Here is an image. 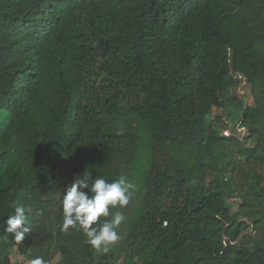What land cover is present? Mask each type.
I'll list each match as a JSON object with an SVG mask.
<instances>
[{
  "label": "trees",
  "instance_id": "obj_1",
  "mask_svg": "<svg viewBox=\"0 0 264 264\" xmlns=\"http://www.w3.org/2000/svg\"><path fill=\"white\" fill-rule=\"evenodd\" d=\"M84 172L134 185L106 253L60 230ZM37 243L47 264H264V0H0V264Z\"/></svg>",
  "mask_w": 264,
  "mask_h": 264
},
{
  "label": "clouds",
  "instance_id": "obj_2",
  "mask_svg": "<svg viewBox=\"0 0 264 264\" xmlns=\"http://www.w3.org/2000/svg\"><path fill=\"white\" fill-rule=\"evenodd\" d=\"M133 189L134 185L123 175L112 182L93 178L90 172H84L82 178L75 177L64 188L60 230L65 233L70 229L80 230L95 251L108 252L121 239L118 229L126 220L123 212L115 209H123L130 203ZM25 212V205L17 203L14 215L6 221L4 230L14 234L16 242L23 241L25 234L32 231ZM31 264H47V261L38 256Z\"/></svg>",
  "mask_w": 264,
  "mask_h": 264
},
{
  "label": "rangeland",
  "instance_id": "obj_3",
  "mask_svg": "<svg viewBox=\"0 0 264 264\" xmlns=\"http://www.w3.org/2000/svg\"><path fill=\"white\" fill-rule=\"evenodd\" d=\"M239 92L241 94H243V96L245 97V99L247 101L250 100L249 85L246 82H242L241 86L239 87ZM227 119H228V122L233 123V120H232V118H230V116ZM230 125L232 127L231 126L227 127V129H229V130H230V128H233V124H230ZM235 126H236V124H235ZM224 129H226V128H224ZM220 134L223 135L222 130H220ZM243 134L244 133H238L237 130H235L234 136L241 140V138L243 137ZM229 201H231V203H229L230 210H231V212H233L236 210V204L235 203L233 204V200H231V199H229ZM34 239H35V236L32 237L33 241H34ZM8 255H9V258H10V261L12 264H17V263L31 264V260L38 257V256H42L45 259V261L50 260L52 263H54L55 261H57L59 259L58 253L46 252L44 250V246H42L39 243H37L35 245L34 252L32 253L31 256L28 254L20 252L16 245L10 244Z\"/></svg>",
  "mask_w": 264,
  "mask_h": 264
},
{
  "label": "built area",
  "instance_id": "obj_4",
  "mask_svg": "<svg viewBox=\"0 0 264 264\" xmlns=\"http://www.w3.org/2000/svg\"><path fill=\"white\" fill-rule=\"evenodd\" d=\"M238 128H239V127H238ZM238 128H237V129H238ZM222 133H223L224 136H229L231 132H230L229 129L226 128V129H223V130H222Z\"/></svg>",
  "mask_w": 264,
  "mask_h": 264
}]
</instances>
